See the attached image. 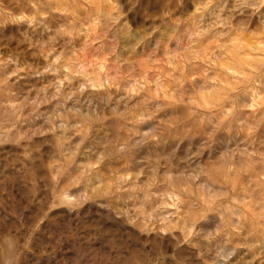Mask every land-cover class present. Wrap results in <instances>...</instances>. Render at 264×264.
Wrapping results in <instances>:
<instances>
[{"label": "rangeland", "instance_id": "1", "mask_svg": "<svg viewBox=\"0 0 264 264\" xmlns=\"http://www.w3.org/2000/svg\"><path fill=\"white\" fill-rule=\"evenodd\" d=\"M0 264H264V0H0Z\"/></svg>", "mask_w": 264, "mask_h": 264}]
</instances>
